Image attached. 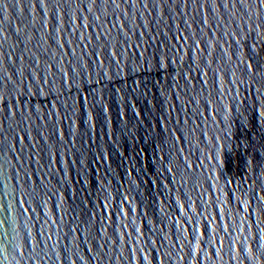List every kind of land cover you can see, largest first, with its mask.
I'll return each mask as SVG.
<instances>
[{"label":"water","instance_id":"1","mask_svg":"<svg viewBox=\"0 0 264 264\" xmlns=\"http://www.w3.org/2000/svg\"><path fill=\"white\" fill-rule=\"evenodd\" d=\"M0 264H264V0H0Z\"/></svg>","mask_w":264,"mask_h":264}]
</instances>
